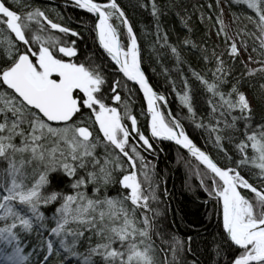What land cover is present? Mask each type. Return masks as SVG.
I'll use <instances>...</instances> for the list:
<instances>
[{"label": "snow or ice", "instance_id": "1", "mask_svg": "<svg viewBox=\"0 0 264 264\" xmlns=\"http://www.w3.org/2000/svg\"><path fill=\"white\" fill-rule=\"evenodd\" d=\"M230 3L247 21L231 36L220 0L206 5L224 45L217 51L192 38L191 14L179 11L184 34L172 40L163 23L179 7L171 0H136L152 18L149 60L181 106L173 113L119 0H71L92 18L86 30L101 50L85 59L81 32L32 0H0V264H203L191 237L172 234L163 219L144 155L163 141L203 166L200 184L221 215L219 241L207 242L213 264H264V0ZM137 94L143 127L131 106Z\"/></svg>", "mask_w": 264, "mask_h": 264}, {"label": "trees", "instance_id": "2", "mask_svg": "<svg viewBox=\"0 0 264 264\" xmlns=\"http://www.w3.org/2000/svg\"><path fill=\"white\" fill-rule=\"evenodd\" d=\"M159 2L163 6L167 5L169 0H159ZM171 2L177 4L179 7L164 17L163 23L164 26L170 30V36L173 41L176 40L178 34L181 36L184 34V30L180 25V20L175 15V11H179L181 14H191L190 23L193 28L192 38L197 43L201 44L202 47L207 46L209 49L215 47L217 51L224 50L222 40L215 35L216 28L218 27V25H214L215 12L206 7L209 3L215 4V0H171ZM119 3L126 9L127 14L135 26L140 43L144 47L145 61L143 66L146 74L150 78V82L159 92H162L167 96L170 109L173 113L181 112L182 110L179 101L175 98V93L170 91V85L162 74L159 65L154 59L149 60L152 37L148 35V32L152 30V18L147 12L135 7L136 0H119ZM220 3L221 7L223 8L224 6L226 11L229 12L232 17H239L240 20L243 21V24L247 23L244 19V8L231 4L230 0H220ZM216 11L219 10L217 9ZM60 12L62 13L61 16L58 14L59 16L53 18L50 16V18L61 24L67 23L69 26L72 25L71 27L73 29L82 33L83 38L78 40V46H81V50H83L86 56H92L93 53L99 54L92 33H89L86 30L90 27L92 22L89 15L72 9L67 10L66 8H63ZM202 13L206 18L205 23L200 22V16ZM209 14L213 15L212 21L207 20ZM79 24L82 27H78ZM251 27L252 26L249 24L250 30ZM204 40H206V45L202 43ZM188 58L192 62V66L197 70H200L202 65L196 62V57L189 54ZM259 59H261V57H259ZM153 69L156 70L153 71ZM237 70L243 71V66L237 64ZM171 75L175 77L176 73L172 72ZM255 80L259 81V77H256ZM140 106L141 102L136 100L132 105V108L138 115L140 125L143 127L145 125V120L143 116H139ZM256 107L257 112L259 113L261 111L260 105L257 104ZM187 131L198 146L202 148L206 147L217 160H220L221 163L224 162L211 145H205V140L200 135L199 131L194 130L191 126L187 127ZM164 146H166L163 150L164 156L161 154L162 157L160 156L156 160V168L158 172L156 177L159 180V186H161L163 182L162 180H165L164 187L162 188L165 190L164 195L166 196V198H164V196L162 197L165 211V224H167L170 229L172 228L177 231L182 236V240L187 241V239L191 237V247L196 253H198L203 264H213L215 253L212 250V246L207 242L213 239L219 241L220 231L217 222L214 223L213 221L207 220L209 208L208 205H205V194L200 190L201 187L199 184H196L193 181L191 184L187 183L186 175L183 169H181V164L176 163L179 159L176 157L178 151L172 149L169 144H165ZM182 160L194 164L196 170L203 169L202 166L193 163V161H188L186 158ZM167 208L170 209L169 214L167 213ZM48 214L50 215L51 212L49 211ZM187 258H190L191 260L195 257L192 253H188ZM227 258V254L222 257L223 260H227Z\"/></svg>", "mask_w": 264, "mask_h": 264}, {"label": "bare ground", "instance_id": "3", "mask_svg": "<svg viewBox=\"0 0 264 264\" xmlns=\"http://www.w3.org/2000/svg\"><path fill=\"white\" fill-rule=\"evenodd\" d=\"M32 2L35 4V6L44 8L48 12L49 16H54V17L55 16H59V15L61 16L62 13L60 12V10H62L63 8H66L67 10L72 9V10H76V11H79V12H83V11H81L79 9H76V8L72 7L71 6V2L68 1V0H32ZM83 13H85V12H83ZM87 15H89V14H87ZM89 17H90V15H89ZM64 25L69 26V24H67V23H65ZM71 26L72 25H70V27ZM78 27H82V26L79 24ZM92 37H93V40H94V33H92ZM71 39H77V38H71ZM94 43H95L96 48L100 52L101 50H99V48H98V43L95 40H94ZM78 49H79V54H80L78 58L85 59L86 57H89L88 55L86 56V54L83 52V50H81V46H78ZM160 93H162V92H160ZM162 94H164V93H162ZM141 95L142 94H137L136 97H135L134 102L136 100H139L141 102V104H142ZM134 102H132L131 106L134 104ZM169 110L172 111L170 109V106H169ZM165 144H169L172 147V149H175L176 151H178V154H177L176 157H178L181 161L178 159L176 163L177 164H181V169H183V171H184V173L186 175V179H187V183L188 184H191V182L193 181L194 183L200 185V187H201L200 190L205 194L204 195V197H205V205H208V208H209V210H208L209 212L207 214V220L208 221H213L214 223L217 222V225L219 227L220 221H221L220 209L218 208V206L215 204L214 201L209 200V198L207 196V193L203 190V188H202V186L200 184V181H199L200 177L197 175V170H196L195 165L191 164L190 162H186V161L182 160L181 155L184 154V150L180 149L179 147H177V146H175V145H173L171 143L163 141V142H160L158 145L155 146V153L154 154L144 153L146 159L148 161H151V165L154 168L155 174H158L157 168H156V163H157L156 160L160 156L161 157H162V155L164 156L163 150H164V148H166V146H164ZM175 155H176V153H175ZM185 158L188 161H193V163L198 164V162L195 161L194 158H192L189 155L185 154ZM162 181L163 182H162L161 186H159V189H158L159 196H160V201H161L159 206H160L161 210L163 212H165L164 211V206H163V203H162V197L164 196V198H166V196L164 195L165 190L164 189L162 190V188L164 187L165 180L163 179ZM111 194H113V195L116 194L115 188H113L111 190ZM167 213L168 214L170 213V209H168V208H167ZM163 219H164V222H165V217H163ZM166 227L172 234H174V235L178 236L180 239H182V236L177 231H175L172 228L170 229L169 226H167V224H166ZM219 231H220V227H219ZM188 259L190 260V258H188Z\"/></svg>", "mask_w": 264, "mask_h": 264}, {"label": "rangeland", "instance_id": "4", "mask_svg": "<svg viewBox=\"0 0 264 264\" xmlns=\"http://www.w3.org/2000/svg\"><path fill=\"white\" fill-rule=\"evenodd\" d=\"M223 10H224V13H225V15H224V17H223V19H224V23L226 24V25H230V30H229V35L231 36V35H235L236 34V30L238 29V28H241V27H243V21L242 20H240V19H236V18H234V17H232L230 14H229V12H227L226 11V9H225V7L223 6ZM52 18L54 17V16H51ZM233 21H235V22H233ZM250 44H251V42H249ZM252 55H253V57L256 59V60H259V57L256 55V53H252ZM248 58V53H244V59L246 60ZM163 190V189H162Z\"/></svg>", "mask_w": 264, "mask_h": 264}, {"label": "water", "instance_id": "5", "mask_svg": "<svg viewBox=\"0 0 264 264\" xmlns=\"http://www.w3.org/2000/svg\"><path fill=\"white\" fill-rule=\"evenodd\" d=\"M68 1H70V2H71V0H68ZM164 142H168V143H171V144L175 145V143H174V142H170V141H164ZM175 146H177V145H175ZM177 147H179V146H177ZM189 156H190V155H189Z\"/></svg>", "mask_w": 264, "mask_h": 264}]
</instances>
